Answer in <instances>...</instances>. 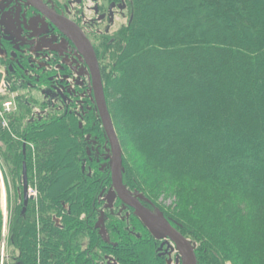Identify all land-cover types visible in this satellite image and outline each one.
Masks as SVG:
<instances>
[{
  "label": "trees",
  "instance_id": "1",
  "mask_svg": "<svg viewBox=\"0 0 264 264\" xmlns=\"http://www.w3.org/2000/svg\"><path fill=\"white\" fill-rule=\"evenodd\" d=\"M125 1L129 24L94 41L123 182L148 206L158 197L147 181L176 195L178 211L164 214L202 243L198 264H264V0ZM12 63L9 72L26 77ZM18 104L0 113V168L8 185L6 167L21 180L26 162L39 201L23 213V196L11 216L14 264H167L137 215L129 224L142 235L121 220L98 226L112 178L96 105L82 124L68 113L25 122L29 102ZM3 225L0 185V244Z\"/></svg>",
  "mask_w": 264,
  "mask_h": 264
},
{
  "label": "rangeland",
  "instance_id": "2",
  "mask_svg": "<svg viewBox=\"0 0 264 264\" xmlns=\"http://www.w3.org/2000/svg\"><path fill=\"white\" fill-rule=\"evenodd\" d=\"M53 1V0H52ZM57 4L62 8L65 3H69L68 6L71 9L72 15L77 18V20L80 22V24H86L88 28V34H90V38L92 40L93 45L95 41L96 35L99 34H109L113 35L117 30H119L122 26H126L129 24V21L131 19V12L127 7L125 0H75L71 3L69 0H55ZM53 1V2H55ZM88 22L90 25H88ZM3 37L0 35V43L3 47V51L6 54V59L4 62L7 63V65L10 63V61H18L23 62L19 57L18 59L12 58L11 54V47L10 45L3 43L2 40ZM73 46V45H72ZM13 61V62H14ZM1 62V61H0ZM63 61L60 63L62 64ZM2 63V62H1ZM6 65V68H7ZM68 66V65H67ZM20 68V66H19ZM21 69V68H20ZM23 73L26 75L24 69ZM3 71V72H1ZM73 71V72H72ZM72 74L74 73V70H69ZM68 72V73H69ZM4 73V74H3ZM32 73V72H31ZM75 74V73H74ZM0 113L1 115H12L16 113L19 110V100H28L29 102V110L30 114L28 118H25V122L35 119L40 120H50L52 118L60 117L61 115L67 114L70 116L76 117L80 123H85V117L90 112V109L93 105H96L94 98L88 99L87 101H84V103L80 102V96L81 94H85L83 86H79V81H77L74 85V82L72 85L70 83L67 84V79H70L71 77H60L58 80H60V83L62 85H65L69 88V95H70V101L65 102L61 95L55 91L53 88L54 93L45 95L43 94V91L37 86V82L34 79L36 77H22L19 74H13L9 72L8 69H5L2 67L0 69ZM3 76H7L9 79V84L7 85V88L2 84ZM73 78V77H72ZM78 79V77H77ZM84 79V77H83ZM33 80V81H32ZM28 81H32V85L27 84ZM65 87V88H66ZM92 90V86H91ZM6 102H11L10 109H7L5 106ZM86 103V105H85ZM83 107V108H82ZM78 111V112H76ZM99 115L98 111L96 113ZM9 121L8 119H5V125H8ZM89 140L90 134L86 137H84V140ZM96 142V141H95ZM121 143V142H120ZM98 145H103V147L107 148V137L105 135L104 141L101 137L98 140ZM30 146L32 149H34V145L30 143ZM122 148V156H123V147ZM68 152V151H67ZM127 157L129 159V162L133 165H137V162L135 161V156L131 155L128 151H126ZM106 155H107V149H106ZM103 154V157L107 159L108 167L109 166V159L107 156ZM122 162V157H121ZM106 163H102V168H105ZM0 168V176H1V208L3 211L4 216V225H3V238L0 244V264H14V256L18 255V249L16 248L15 244L11 240V234H10V219L11 216L16 212V209L18 208L19 202L21 198H23V181L15 179L14 175H12V171L6 167V172L8 174V185L5 182V178L3 175V169ZM91 170V169H90ZM88 173H91L89 171ZM148 187L151 188L152 192L155 196L158 197V206H147L150 209H152L156 214H158L161 217H164L165 219L169 220L165 214L164 211H172L177 210V197L176 195L171 191H165L163 192L162 186L154 185L150 181H147ZM30 194L33 195V198L29 200L30 204L33 206L38 204L39 201V190L37 186V178L34 177L33 184H30ZM109 190L108 192L102 197V205L100 207V217H98V226L103 227L104 222L110 223L113 220H121V222L126 225L125 227L130 230V232H136L138 235H142L143 232L140 229L139 225L134 228H132L133 224H129V219L132 218V216L135 214L137 215L143 223L146 225V227L152 232V234L157 237L159 240V254L165 256L166 263L167 264H186L188 263L187 259V253L185 250L177 246L172 240L169 238H161L159 237L160 234L159 230L154 226H149L144 219L139 216L137 211L134 209L133 211H130L128 208L124 207H118V202H116V198H113V186H108ZM172 188H170L171 190ZM137 194V193H135ZM141 196L142 202L144 201V197L140 194H137ZM64 208L66 210L70 209L69 204L64 203ZM133 209V208H132ZM112 215L116 216V219H112ZM83 217H85L83 215ZM106 220V221H105ZM52 221L56 226H61L64 222L63 218L54 215L52 218ZM104 221V222H102ZM131 221V219H130ZM170 221V220H169ZM175 226V225H174ZM177 227V226H176ZM104 228V227H103ZM101 229L103 236L106 240L110 239L107 231L105 229ZM179 230L180 228L177 227ZM181 231V230H180ZM182 232V231H181ZM186 236V235H185ZM191 241L195 253L197 250L202 253V243H199L196 239L189 238ZM203 256V254H202ZM197 257V255H196ZM105 261L102 260L101 264H104ZM105 264H119L118 261L114 257H110L107 260V263ZM198 264V260H197ZM226 264H235L234 261L228 260Z\"/></svg>",
  "mask_w": 264,
  "mask_h": 264
},
{
  "label": "water",
  "instance_id": "3",
  "mask_svg": "<svg viewBox=\"0 0 264 264\" xmlns=\"http://www.w3.org/2000/svg\"><path fill=\"white\" fill-rule=\"evenodd\" d=\"M24 1L27 5L36 9L39 12V14H43L44 16H46L50 21L54 22L59 18L68 22L78 35L82 49L86 55L87 64L91 73L92 88L94 93V100L96 103V109L99 113V117L102 121L105 135L107 137L106 156L109 159V166L111 170L113 196H114L113 198L118 197L121 200H123L125 203H127L130 207L135 209L139 214V216H141L144 219V221L147 224H149V226H154L159 230L160 234H157L159 235V237L161 238L167 237L170 240H172V242H174L177 246L185 250L188 259L187 264H197L195 249L189 238L186 237L169 220L159 216L152 209L147 207L142 202L141 200L142 197L135 194L123 182L122 162H121V157H122L121 143L108 107L98 56L89 35L87 34L83 26L76 19H74V17H72L69 14V12L52 8L46 4H43L38 0H24ZM29 22H31V18L29 19ZM0 28H2V30H0V34H3L5 38L12 41L13 44H15L16 42H20L19 44L20 45L22 44L23 46L24 43H22L23 41H21V38H23L21 36L22 27L20 25L16 27L12 22H10V20L2 21V19H0ZM28 38H29V42L25 45L30 46L32 44L31 42H33L32 38L35 37L29 35ZM19 48L20 46H16L14 51L11 52V54L16 57L17 50L23 52ZM0 51L4 52L1 43H0ZM38 52L39 50H37V54ZM17 63L21 69L22 68L24 69V66L21 64V62H17ZM65 65L67 64L62 62V64H60V68L64 69L66 67ZM25 72L27 73V70ZM54 90L61 95L64 101H67L69 97L68 95H66V93L62 91L61 87L55 86ZM25 149H26V144L24 145V150ZM22 181H23V195H24L23 213H25L29 200L33 198V195L30 194L28 168L26 162L23 163Z\"/></svg>",
  "mask_w": 264,
  "mask_h": 264
},
{
  "label": "flooded vegetation",
  "instance_id": "4",
  "mask_svg": "<svg viewBox=\"0 0 264 264\" xmlns=\"http://www.w3.org/2000/svg\"><path fill=\"white\" fill-rule=\"evenodd\" d=\"M38 1L52 8L69 12V14L74 17L70 11L71 9L68 6L69 3H65L61 8L55 0H53L55 2L52 0ZM72 1L75 0H69L70 3ZM30 18L31 22H29ZM0 19H2V21L10 20V22H12L16 27H18V25L22 27L21 36L23 38H21V41L24 43L23 46L22 44H19L20 42L13 44L12 41L5 38L3 34H1L3 37L1 40L3 43L10 45L12 49L11 52L16 46H20L19 49H21L23 52L17 50L16 59L19 57L23 61L21 64L24 66L25 71L27 70L26 77H36V79L33 78V80H36L37 86L41 89V91H43V94L45 95L53 94V89L55 86L62 87V84L58 78L69 77L72 73L69 72L71 69L67 65H65L66 67L64 69H61L60 62L63 61L66 63L68 60H70L72 57L71 50L74 49L77 43L65 30H63V28L58 24V21H50L43 14H39L36 9L27 5L24 0H0ZM74 19L77 20L76 17H74ZM90 23L88 22V25H90ZM82 26L88 32L87 25L83 24ZM29 35L35 37L32 38L33 42H31L32 44L30 46L25 45L29 42ZM88 35L90 37V34ZM31 47H36V49L39 50L38 54L36 52L37 55L33 56L30 53ZM80 49L83 51L82 48ZM84 58L85 62L84 65L82 64L83 66H81L79 74L80 77H82L84 74H87L92 86L91 73L87 64L85 53ZM13 61H10V63L13 64ZM56 64H58V69L54 68ZM71 66L74 68V64ZM92 94L94 96L93 88Z\"/></svg>",
  "mask_w": 264,
  "mask_h": 264
},
{
  "label": "built area",
  "instance_id": "5",
  "mask_svg": "<svg viewBox=\"0 0 264 264\" xmlns=\"http://www.w3.org/2000/svg\"><path fill=\"white\" fill-rule=\"evenodd\" d=\"M0 30H2V28H0ZM1 35V34H0ZM33 49V50H32ZM31 49V51H30V53L33 55V56H35V55H37L36 54V52H37V49H36V47H33ZM73 50V51H72ZM71 50V53H72V57L70 58V60H68V62H66V64L68 65V67L71 69V70H74V73L73 74H71V76H69V77H71L70 79H67V84L68 83H70L71 85H72V83L74 82V85L75 84H77L76 82L77 81H79V83H81V84H79V86H83L84 88H86L84 91V93L85 94H81V96H80V102L79 103H84V101H87L88 99H91V98H94V96H93V94H92V90H91V81H90V79H89V77H88V75L87 74H84L82 77H80V74H79V70L81 69V66H83L84 65V62H85V58H84V53H83V51L80 49V47L76 44V46L74 47V49H72ZM14 51V50H13ZM12 51V52H13ZM12 58H14L15 59V56L14 55H12ZM5 59H6V54H5V52H1L0 51V61L2 62H0V69H2V67H4L5 69H8V67H12L13 68V64H11V63H9L8 65H7V63L6 62H4L5 61ZM76 59V60H75ZM18 61H15V63H16V65H18V63H17ZM72 64H74V68L73 67H71V65ZM83 64V65H82ZM6 65H7V68H6ZM57 66H58V64H56L55 66H54V68L56 69L57 68ZM58 69V68H57ZM1 72H3V71H1ZM73 72V71H72ZM88 72V71H87ZM4 74V73H3ZM1 77V76H0ZM73 77V78H72ZM77 77H78V79H77ZM83 77H84V79H83ZM2 84L7 88V85L9 84V79L7 78V76H3V79H2ZM65 85H63L62 87H61V89H62V91L64 92V93H66V95H68V97L70 98V95H69V88L68 87H66ZM68 101H70V99H67V101H65V102H68ZM10 105H11V102H6L5 103V106H6V108L7 109H10L11 107H10ZM85 105H86V103H85ZM83 108V107H82ZM76 112H78V111H76Z\"/></svg>",
  "mask_w": 264,
  "mask_h": 264
},
{
  "label": "bare ground",
  "instance_id": "6",
  "mask_svg": "<svg viewBox=\"0 0 264 264\" xmlns=\"http://www.w3.org/2000/svg\"><path fill=\"white\" fill-rule=\"evenodd\" d=\"M57 21H58V24L63 28V30H65L73 38V40L77 43V45L80 48H82L78 35L75 32V30L71 27V25L68 22L62 19H59V18L57 19Z\"/></svg>",
  "mask_w": 264,
  "mask_h": 264
}]
</instances>
